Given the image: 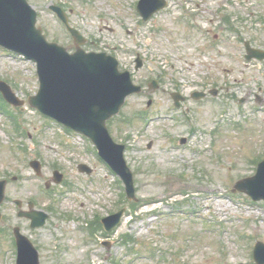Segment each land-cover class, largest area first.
Listing matches in <instances>:
<instances>
[{
    "label": "rangeland",
    "instance_id": "1",
    "mask_svg": "<svg viewBox=\"0 0 264 264\" xmlns=\"http://www.w3.org/2000/svg\"><path fill=\"white\" fill-rule=\"evenodd\" d=\"M139 1L28 0L50 42L74 51L49 9L58 6L91 41L88 50L115 56L143 87L108 122L112 138L126 146L139 206L88 140L29 106L39 89L35 65L0 48V80L25 101L23 110L0 106V181L18 177L0 207V264L17 263L16 226L41 264H256L264 202L233 191L264 161V63L245 60L246 42L264 49V0H172L149 22L137 13ZM174 92L185 97L181 109ZM197 93L207 96L192 99ZM32 159L42 162L41 177ZM79 164L93 173H80ZM54 171L74 187L52 182ZM15 201L23 211L33 203L47 213L46 225L32 229ZM123 209L112 236L89 234L90 222Z\"/></svg>",
    "mask_w": 264,
    "mask_h": 264
},
{
    "label": "water",
    "instance_id": "2",
    "mask_svg": "<svg viewBox=\"0 0 264 264\" xmlns=\"http://www.w3.org/2000/svg\"><path fill=\"white\" fill-rule=\"evenodd\" d=\"M166 5V0H141L138 9L147 21ZM60 16L67 22L61 13ZM36 18L37 13L26 0H0V45L38 64L41 90L38 96L30 99L31 106L89 137L100 155L124 181L128 198L136 200L133 173L125 162L124 146L113 142L106 123L120 112L128 96L141 92V87L132 83L129 72L119 71L114 57L86 54L80 49L70 55L63 47L48 43L42 30L36 28ZM71 32L77 45L84 43L75 30L71 29ZM246 46L247 60H264V52L252 49L249 43ZM0 90L10 103L16 106L23 104L6 84H0ZM193 97L199 100L205 94L197 93ZM179 99L180 96H174L177 106ZM32 166L40 174V164L33 162ZM80 170L86 169L81 167ZM87 172L90 173V170L87 169ZM5 189L6 182H0V204L5 199ZM235 189L247 193L256 201L264 199V162L256 176L240 181ZM20 216L31 218L32 228L42 227L47 219L44 213L37 212L21 213ZM121 216L122 212L105 220L107 229L118 225ZM15 235L18 264H40L39 254L31 242L18 229ZM255 259L258 264H264V244L257 245Z\"/></svg>",
    "mask_w": 264,
    "mask_h": 264
},
{
    "label": "bare ground",
    "instance_id": "3",
    "mask_svg": "<svg viewBox=\"0 0 264 264\" xmlns=\"http://www.w3.org/2000/svg\"><path fill=\"white\" fill-rule=\"evenodd\" d=\"M224 207V206H223Z\"/></svg>",
    "mask_w": 264,
    "mask_h": 264
}]
</instances>
